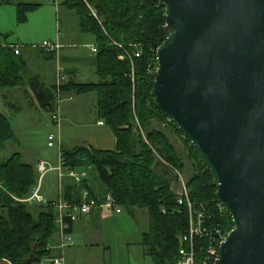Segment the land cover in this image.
I'll return each mask as SVG.
<instances>
[{"label":"trees","instance_id":"trees-1","mask_svg":"<svg viewBox=\"0 0 264 264\" xmlns=\"http://www.w3.org/2000/svg\"><path fill=\"white\" fill-rule=\"evenodd\" d=\"M61 1L68 11L76 14L80 32L94 38L97 52L92 63L98 81L79 83L63 73L66 81L59 90L62 97L96 94L97 116L113 131L116 140L114 151L60 146L62 171L85 170L87 173L80 183L69 177L62 179L63 198L71 205L78 204L82 192L87 191L90 199L101 203L109 194L124 211L146 210L148 230L142 234L141 243L146 255L154 264H177L178 238L185 233L189 223L186 205L176 204L172 182L178 179L176 172L181 174L185 166L164 131L148 130L149 120H159L164 128L183 141L194 167L186 184L189 200L194 210L207 212V228L227 234L232 230V221L227 212L219 208L212 176L195 148L154 101L155 52L168 36L164 8L152 0ZM12 3L13 0H0V7ZM36 7V4H17L18 22H24L25 13ZM90 8L94 9L96 17ZM113 42L132 55V62L118 59L122 51ZM16 46L0 44V92L16 88L26 92L27 84L39 109L50 114L54 124L57 83L45 86L36 79L27 78L26 61L20 58L23 46H18L19 54H15ZM39 49L43 60H55L58 51ZM136 51L140 52L139 57H135ZM14 137L9 119L0 112V148L12 142ZM52 173L57 183V173ZM38 177L36 165L23 162L19 153L0 162V260L10 264H40L52 257L48 246L54 242L53 236L57 232L53 205L56 197L50 199L47 196V204L35 205L36 213L30 211L27 203L11 197L27 198ZM73 222L64 219L66 232L71 235ZM206 246V239L195 241L198 261L204 257Z\"/></svg>","mask_w":264,"mask_h":264},{"label":"water","instance_id":"water-1","mask_svg":"<svg viewBox=\"0 0 264 264\" xmlns=\"http://www.w3.org/2000/svg\"><path fill=\"white\" fill-rule=\"evenodd\" d=\"M156 107L212 176L232 230L214 264H264V0H152Z\"/></svg>","mask_w":264,"mask_h":264},{"label":"rangeland","instance_id":"rangeland-1","mask_svg":"<svg viewBox=\"0 0 264 264\" xmlns=\"http://www.w3.org/2000/svg\"><path fill=\"white\" fill-rule=\"evenodd\" d=\"M17 4H36L37 7L34 11L26 12L24 22H18L17 20V9L12 5H6L0 7V24L1 30L4 34H7L5 37L7 43H15L23 45L20 41V34L25 35L28 38V42L23 45L21 59L26 58L25 54L32 51L35 56H29V66L30 70L37 71L39 59V51L37 48L42 45L43 41L46 42H60L64 44L62 48L56 54V58L53 62L39 64L41 71L43 73L42 82L46 86L52 85L55 80H57L58 74L63 76V73L70 72V67L76 66L77 68L84 67V63H92L94 55L90 52V46L94 45V38L90 35L83 34L80 32L78 27V19L75 13L68 11L63 5L61 0H13ZM85 44H88L89 47H85ZM30 52V53H32ZM69 55H73L78 58V61L73 64L69 62ZM84 62V63H83ZM67 68V69H65ZM79 72L83 73V70L88 71L87 68H83ZM30 72L27 71L26 77H29ZM84 74V75H83ZM83 74H76V77L73 78L76 82L79 83H96L98 81L97 76H87L86 72ZM66 77V75H64ZM25 77V78H26ZM56 83V82H55ZM25 88L27 92L32 93L29 86L26 84ZM13 90V89H11ZM18 92L23 91L21 88L14 89ZM8 91V90H4ZM16 96L17 105L22 108V120L20 117L9 116V122L12 125L14 131V140L12 142L6 143L2 148H0V162L7 160L11 155L19 153L22 156V160L25 163L31 164L33 166L38 164V160H48L52 165L59 164L60 158V145L58 142L55 143V146L50 148L48 147V136L50 133L58 135V128L53 124L51 115L38 109L30 106V100L19 95ZM69 97H62L61 105L67 102ZM71 98V97H70ZM88 99L95 101L96 94L87 95ZM79 99V98H78ZM76 99V102H78ZM61 109V108H60ZM61 111V110H60ZM15 116V115H14ZM21 119V120H20ZM85 121H89L88 125H92L96 121L95 113H85V118H80ZM70 120H65L63 124L61 123L60 127H65L63 144L66 147H70V139L74 135H78L80 132L79 126L69 127ZM158 129L164 131L168 138L170 139L172 145L176 149L178 155L180 156L185 168L184 171L178 175L177 180L172 182V190L176 193L181 189L182 185H185L187 189V182L190 177L193 175L194 167L191 160L188 158V152L185 149L183 141L180 140L175 134L171 133L169 129L164 128L163 124L159 120H149L148 130ZM68 132V134H66ZM60 135L62 136L61 132ZM62 139V138H61ZM60 139V140H61ZM162 164L166 165L163 159H158ZM38 161V162H37ZM54 173L50 172L46 175L43 181V189L46 192V195L51 198L57 197V183H55ZM1 188V187H0ZM188 191V189H187ZM61 192L63 194L64 187L62 185ZM189 195V193H188ZM11 197L17 202L19 200H24L16 198L11 195ZM25 203V202H22ZM31 212L36 213L37 206L28 204ZM141 214H137L135 217H132L131 214L127 211H122L120 216L115 217L111 216L105 222L104 220H99L96 229L91 232L90 236L85 239L86 243L89 244L88 247L81 245L80 250H77L75 257V264H109L111 254L106 253L102 249V244L110 243L113 251L112 264H154L153 260L146 255H143L142 248L134 245L135 242L140 240L139 232L145 233L148 230L147 225V216L146 210L137 209ZM146 212V213H145ZM1 213V209H0ZM115 215V214H114ZM117 215V214H116ZM56 219H57V210H56ZM55 225L57 223L55 220ZM58 229L55 235L53 236V243L55 245L57 242ZM73 237V236H72ZM77 239V238H76ZM179 240V238H178ZM73 241L75 246L82 244V242L77 244V240ZM179 242V241H178ZM91 244H98V246L92 247ZM50 245V246H51ZM74 245V244H73ZM72 245V246H73ZM71 247V246H70ZM70 247L65 248L64 250V259H67ZM50 250V249H48ZM50 255L52 257L57 256V252L53 249L50 250ZM49 259V258H48ZM0 264H10L6 260H0ZM43 264H49L47 259L43 260Z\"/></svg>","mask_w":264,"mask_h":264},{"label":"built area","instance_id":"built-area-1","mask_svg":"<svg viewBox=\"0 0 264 264\" xmlns=\"http://www.w3.org/2000/svg\"><path fill=\"white\" fill-rule=\"evenodd\" d=\"M90 11L94 17H96V13L94 9L90 8ZM113 45L118 47L122 53L119 55V60H125L128 59L132 62V55L127 52L126 50L123 51V47L118 44L114 43ZM19 48L18 46L14 47V53L19 54ZM38 48L45 49L50 52H57L61 49V45L58 42L51 43V42H43L41 46ZM90 52L94 55L97 52V48L95 45L90 46ZM140 52L136 51L134 52L135 57H139ZM156 58V57H155ZM156 69V68H155ZM155 74V71H154ZM57 112L54 117V125L58 128L60 126L61 122V115H60V108L61 103L64 101L62 99L61 92L59 88L61 85L66 81V77L60 76L58 74L57 76ZM69 101L72 100V98H68ZM100 125L102 123H99ZM58 142V145H60V137L59 135H56L54 133H50L48 136V147L52 148L55 146V143ZM37 172L39 174L38 180L35 184V186L32 188L30 195L24 199L19 200L21 202H25L30 205H45L49 202V198L44 193L43 189V181L46 175L50 172L57 173V197L56 200L53 202V205L55 206L57 210V242L55 245L48 246V248L51 250H55L58 254L57 256L51 257L47 259L49 261V264H65L64 259V250L65 248H68L74 244L73 237L71 233H67V225L64 223V219H69L72 222L77 220L81 216H88L92 212L93 209H101L103 211H106L110 214H121L123 209L117 205L115 202V199L107 194L105 195L103 201L101 203L97 202L94 199L89 198V194L87 191H83L81 194V202L78 204L71 205L67 203V201L64 200L63 194L61 192L62 188V179L64 177L71 178L75 183H80L83 179L87 177V173L85 170H70L67 173H64L61 169L60 165V158H59V164L52 165L51 163L47 161H39L36 165ZM177 174V173H176ZM179 177L180 175L177 174ZM176 204L178 206L186 205L188 209V228L179 237V251H178V259L177 264H214L218 248L220 243L224 240L227 234H222L219 229H214L213 231H210L209 228L206 226V217L207 212L202 210H194L192 207V204L189 200L188 191L185 187V185H182L181 189H179L176 193ZM219 208H222L218 204ZM223 209V208H222ZM197 239H206L207 240V246L205 247V255L204 257L198 261L195 251V241ZM43 264V261L40 263Z\"/></svg>","mask_w":264,"mask_h":264},{"label":"crops","instance_id":"crops-1","mask_svg":"<svg viewBox=\"0 0 264 264\" xmlns=\"http://www.w3.org/2000/svg\"><path fill=\"white\" fill-rule=\"evenodd\" d=\"M12 6L16 7L17 2L13 1V3L11 4ZM1 26V24H0ZM0 34L7 35L4 34V32H2L1 27H0ZM0 37V44L1 45H7V44H15V43H7L5 37L3 38ZM20 36V41H22L23 45H27L24 43H27L29 40L28 38L23 34V35H19ZM45 42V41H43ZM42 42V43H43ZM58 42V41H57ZM62 46H64V44H61L60 42H58ZM16 45H20V44H16ZM21 45V46H23ZM93 46V45H91ZM85 47H89L88 44H85ZM32 52V51H30ZM29 54H25V61H26V72L29 71L30 73L28 74L30 79H36L39 83H41V85H45L42 82V76L43 73L41 71V67H39V64L42 63H49L46 62L45 60H43L40 55L39 59L36 58V61L40 62L38 64H36L37 67V71L34 70H30V66H29V62L28 60L30 59L29 56H35L34 53H30ZM20 54H22V50H20ZM39 54V53H38ZM69 62H72L73 64H75V62L78 61V58H76L73 55H69L68 57ZM84 63V62H83ZM84 67L83 68H87L88 71L83 70V73L86 72L87 76H95L96 75V71H95V67L93 65V63L89 62V63H84ZM67 69V68H65ZM81 69V67L77 68L76 66L70 67L68 73H65L66 75H70L72 78L76 77V74H83L82 72L80 73L79 70ZM81 69V70H82ZM84 75V74H83ZM97 76V75H96ZM56 82V80H55ZM55 82L52 84L54 85ZM46 86V85H45ZM51 86V85H50ZM20 93L19 95L27 98L30 100V106H32L33 108L35 107V109L37 110V108L39 109L34 96L32 95V93L29 92H18L16 90H8V91H2L0 92V112L5 116V117H9V116H13V117H20L22 120H24V118H22L21 112H22V108L20 106L17 105V100L16 97L18 96L17 94ZM17 95V96H16ZM68 96H71L72 100L69 101L67 100V102H65L64 104L61 105V111H60V115H61V123L63 124V122H65V120H70L69 123V127L71 128L72 126H79L80 128V132L78 135H74L71 137H67L68 140L70 139V147H66L63 144V137H64V130L65 127L63 128V126H59L58 128V135L60 137V146L68 148V149H72L75 147H87L93 150H97V151H114L116 148V140H115V136L113 131L106 126L102 120H100L97 116V112H96V99L95 101H92L91 99L87 98V95H75V94H69ZM79 98V99H78ZM76 99H78V102H76ZM17 102V103H16ZM90 113L93 114L95 113L96 115V121L93 122L92 125H88L89 121H85L82 120L80 118H85V113ZM15 115V116H14ZM20 119V120H21ZM99 123H102L101 125ZM60 132L62 134V136L60 135ZM66 134H68V132H66ZM49 160V159H48ZM48 160H38V161H47ZM37 161V162H38ZM51 163V162H49ZM46 193V192H45ZM140 210L134 209L132 211H130L129 213L131 214L132 217H135L137 214H141ZM146 213V212H145ZM111 216H115L118 217L120 216V214H110L106 211H103L101 209H93L92 212L90 213V215L88 216H82L79 219H77L75 222H73L72 224V236L74 237V240H77V244L82 242V244L75 246L76 243H74L73 246L70 247L69 253L67 255V259H65V264H75V257L77 254V250H80L81 245L85 247H88L89 244L86 243L85 239L88 238L91 234V232L94 231V229H96L99 220H104L105 222L107 221V219ZM147 216V213H146ZM148 218V216H147ZM148 221V220H147ZM148 225V222H147ZM142 234L143 232H139L140 235V240L138 242H135L134 245H137L138 247L142 248V252L143 255H146V251L144 249V247L142 246ZM77 238V239H76ZM92 247L94 246H98V244H91ZM113 248V246H112ZM111 245L109 242H107V244H102V249L103 251H105L108 254H111L110 257V263L112 264V259H113V251H112ZM147 256V255H146Z\"/></svg>","mask_w":264,"mask_h":264}]
</instances>
